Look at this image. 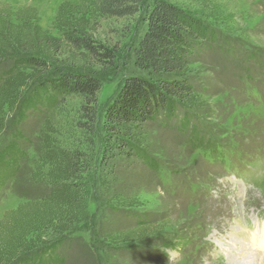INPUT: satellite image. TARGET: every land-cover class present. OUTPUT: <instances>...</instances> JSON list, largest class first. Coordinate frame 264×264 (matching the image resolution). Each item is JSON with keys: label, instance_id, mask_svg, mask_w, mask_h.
Returning <instances> with one entry per match:
<instances>
[{"label": "rangeland", "instance_id": "1", "mask_svg": "<svg viewBox=\"0 0 264 264\" xmlns=\"http://www.w3.org/2000/svg\"><path fill=\"white\" fill-rule=\"evenodd\" d=\"M89 1L0 0V29H8V38L27 42L23 25L32 28V35L38 28L61 39L65 24L86 29L103 45L114 46L128 33L124 45L138 42L145 30V8L131 28L127 21L90 15ZM207 1L220 18L210 20L215 41H200L190 56L186 79L194 105L177 104L168 119L159 110L142 130L141 153L105 164L100 118L90 169L82 177L88 189L86 219L58 238L63 243L55 256L64 264H215L217 248L235 253L227 264L264 260V250L241 239L245 218L261 225L257 237L264 228L259 219L264 217V0ZM3 53L0 76L16 58L9 49ZM61 54L69 63L85 61L70 49ZM131 56L126 49L119 69L102 76L101 117L125 78L134 75ZM64 103L62 110L37 107L20 120L19 108L5 110L0 155L15 139L24 154L8 185L12 172L5 170L11 164L0 163V190L7 185L0 193V246L25 222L27 212L40 211L55 189L47 183L50 167L43 161V143L53 126L52 137L72 147L75 133L65 118L75 115L79 101L68 97ZM109 171L108 192L102 179ZM239 177H249L251 183ZM241 203L247 204L246 212ZM39 237L46 240L44 234Z\"/></svg>", "mask_w": 264, "mask_h": 264}, {"label": "trees", "instance_id": "2", "mask_svg": "<svg viewBox=\"0 0 264 264\" xmlns=\"http://www.w3.org/2000/svg\"><path fill=\"white\" fill-rule=\"evenodd\" d=\"M89 8L90 15L127 21L131 28L145 8L143 35L128 47L124 39L131 33L124 34L114 46H108L75 25H62L61 39L38 28L32 35V28L23 25L21 32L27 33V42L17 36L8 38V29H0V57L6 49L16 56L0 76V129L6 109L19 108L20 120L37 107L62 110L68 97L79 101L75 115L65 118L75 133L72 147L63 146L52 137L53 126L47 130L50 136L44 137L43 161L50 167L47 183L55 189L44 200L40 211L27 212L25 222L11 230L8 243L0 246V264H32L35 260L36 264H44L47 259L53 261L51 264H64V260L55 256L63 243L58 238L86 219L88 189L82 177L90 169L100 118L104 134L103 164L118 156L128 158L140 154L139 147L144 141L142 130L148 121L154 120L156 112L163 111L168 119L177 104L194 105L186 79L190 56L195 44L207 39L215 41L210 20L220 18L214 16L216 11L207 0H90ZM68 26L69 32L65 31ZM128 48L134 75L125 78L101 117L102 76L119 69L120 55ZM69 49L79 52L85 61L79 65L61 60V52L64 54ZM23 154L15 139L0 155V163L8 160L11 164L5 170L12 172L10 177L17 172ZM105 177L102 186L109 192L111 185L105 181L112 179L113 172L109 171ZM40 234L46 240L40 241ZM52 239L57 240L48 246Z\"/></svg>", "mask_w": 264, "mask_h": 264}, {"label": "clouds", "instance_id": "3", "mask_svg": "<svg viewBox=\"0 0 264 264\" xmlns=\"http://www.w3.org/2000/svg\"><path fill=\"white\" fill-rule=\"evenodd\" d=\"M260 175H264V172L260 173ZM238 179L243 180L246 185L251 183L249 177H239ZM225 195L227 196L228 193H225ZM247 207L248 206L246 203L240 204V208L245 212L247 211ZM259 219L264 220V217H260ZM245 224L246 227L242 229V235H241L242 242H250L254 246L264 249V239L257 238V233L261 225L259 224L253 225L251 221L248 220L247 218H245ZM236 252H239V246H236ZM233 254L235 253H233L229 249L217 248L215 252L214 262L215 264H227L228 257ZM261 264H264V260L261 261Z\"/></svg>", "mask_w": 264, "mask_h": 264}, {"label": "bare ground", "instance_id": "4", "mask_svg": "<svg viewBox=\"0 0 264 264\" xmlns=\"http://www.w3.org/2000/svg\"><path fill=\"white\" fill-rule=\"evenodd\" d=\"M258 239H264V228L262 229V235H261V237L259 236V237H257ZM252 246V248H254L255 246L252 244L251 245ZM256 248H258V247H256ZM250 249V248H249ZM255 249V248H254ZM261 249V248H260ZM262 250H264V249H262Z\"/></svg>", "mask_w": 264, "mask_h": 264}]
</instances>
